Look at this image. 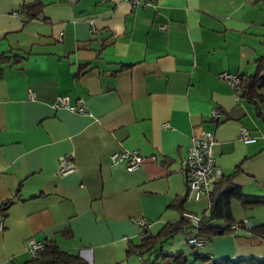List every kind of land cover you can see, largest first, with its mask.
Segmentation results:
<instances>
[{"label": "crops", "instance_id": "1", "mask_svg": "<svg viewBox=\"0 0 264 264\" xmlns=\"http://www.w3.org/2000/svg\"><path fill=\"white\" fill-rule=\"evenodd\" d=\"M29 1L0 0V264L29 258L27 237L88 264H140L137 253L126 258L141 237L135 219L155 235L184 209L212 228L264 222V203L244 207L236 196L227 215L206 218L209 197L186 198L183 171L190 136L212 130L222 178L235 171L234 185L264 197V85L255 103L218 75L254 71L264 0H41L32 17L20 11ZM57 94L85 110L55 105ZM242 125L255 140L239 137ZM124 149L144 156L133 171L109 163ZM62 155L74 170L57 172ZM191 231L183 225L159 242L167 255L157 264L264 257V236L243 227L202 247L187 243Z\"/></svg>", "mask_w": 264, "mask_h": 264}, {"label": "trees", "instance_id": "2", "mask_svg": "<svg viewBox=\"0 0 264 264\" xmlns=\"http://www.w3.org/2000/svg\"><path fill=\"white\" fill-rule=\"evenodd\" d=\"M41 6V0H32L22 3L20 11L24 16L32 17L40 11ZM263 69L264 52L255 59L254 71L240 74V85L238 88L240 95L255 103L263 98V93L260 90L264 85V74L262 73ZM234 172L235 171L223 178L221 176L213 184V187H215L214 189L212 187L208 194L210 202V215L206 216V218L227 215L228 202L232 196H236L244 207H252L259 203H264V197L245 194L239 189L238 186L231 182V177ZM200 217V224L197 228H193L185 219L181 217L179 221L164 225L162 230L155 235H151L150 233L145 234L144 236L140 237L139 243L129 245L126 251V258L128 259L131 254L137 253L141 259L140 264H157V259L160 256L167 255L163 250H161V248H158L157 244L169 236H173L179 229L183 228V225L186 224L192 230L191 233L187 235V237L192 234H199L208 239L213 234H220L233 230L231 228V224L234 221L225 227L212 228L205 226V223L203 222L204 215H200ZM246 230H249L252 234L264 236V222L253 224L250 229ZM204 257L205 256H203V258ZM18 264H88V262L84 258L80 257L76 252L67 251L61 248L55 242L45 241V247L43 250ZM124 264L129 263L125 260ZM216 264H264V257L236 259L224 258L219 260Z\"/></svg>", "mask_w": 264, "mask_h": 264}, {"label": "built area", "instance_id": "3", "mask_svg": "<svg viewBox=\"0 0 264 264\" xmlns=\"http://www.w3.org/2000/svg\"><path fill=\"white\" fill-rule=\"evenodd\" d=\"M132 7L135 8L138 4H154V0H128ZM16 11V10H15ZM16 13V12H15ZM92 22V19H90ZM160 27H165L164 23H160ZM218 75L230 82L235 88H239L240 74L228 70H221ZM34 95L33 90H28V96ZM55 105H63L71 110L84 111L85 104L79 99L78 102L72 103L65 94H57L54 100ZM211 116L215 120L219 116L217 107L211 110ZM239 137L245 142H251L256 139V135L252 134L246 126H241L239 129ZM216 142L214 132L198 127L197 130L190 136L189 143L183 158V171L187 176V191L186 198L194 200L199 199L202 195H208L211 186L222 176V169L215 162L213 154V145ZM144 156L139 149L113 151L109 156V163L116 164L119 162L125 163L128 171H133L143 162ZM75 164L72 161L71 155H62L59 157L57 172L66 173L74 170ZM181 217L185 219L193 228H197L200 224V214L184 209L181 211ZM135 222L140 227V236L148 233V219L137 217ZM253 222L249 218L236 220L231 224V228L236 230L240 227L250 229ZM187 243L194 247H202L206 238L199 234H192L186 238ZM24 247L30 256L36 255L45 247V241L37 240L33 237H27L24 241Z\"/></svg>", "mask_w": 264, "mask_h": 264}]
</instances>
